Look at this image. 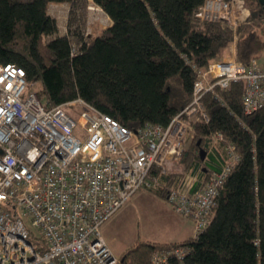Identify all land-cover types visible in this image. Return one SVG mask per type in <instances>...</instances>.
<instances>
[{
    "label": "trees",
    "instance_id": "obj_1",
    "mask_svg": "<svg viewBox=\"0 0 264 264\" xmlns=\"http://www.w3.org/2000/svg\"><path fill=\"white\" fill-rule=\"evenodd\" d=\"M204 1L93 0L111 24L89 35L87 0H0V63L23 68L28 89L38 81L35 90L45 107L81 98L129 129L165 126L191 100L197 71L233 41L240 61L264 53L260 0H251L254 8L235 31L194 18ZM51 2L69 6L63 33L47 11ZM243 86L231 82L204 93L208 121L191 123L194 135L181 155L184 172L159 173L157 183L146 188L165 197L167 187L189 175L191 191L200 190L226 165V146L232 145L237 159L205 228L180 241L139 239L118 264H152L153 253L163 248L185 251L182 258L168 256L165 264H264V106L244 113Z\"/></svg>",
    "mask_w": 264,
    "mask_h": 264
},
{
    "label": "built area",
    "instance_id": "obj_2",
    "mask_svg": "<svg viewBox=\"0 0 264 264\" xmlns=\"http://www.w3.org/2000/svg\"><path fill=\"white\" fill-rule=\"evenodd\" d=\"M248 14L244 0H205L192 15L235 31ZM231 82L244 85V113L264 106V61L243 62L227 53L197 71L191 100L167 125L129 129L81 98L45 107L36 90L28 89L23 68L0 63V264H118L101 234L102 223L167 173L164 163L180 157L192 130L189 120L208 121L204 93ZM226 150V165L200 190L191 191L189 175L166 188L173 210L192 219L194 236L207 225L237 159L232 145ZM184 253L163 248L151 262L165 264L168 256Z\"/></svg>",
    "mask_w": 264,
    "mask_h": 264
},
{
    "label": "rangeland",
    "instance_id": "obj_3",
    "mask_svg": "<svg viewBox=\"0 0 264 264\" xmlns=\"http://www.w3.org/2000/svg\"><path fill=\"white\" fill-rule=\"evenodd\" d=\"M244 1L248 13L250 14L251 9L254 8L255 4L254 2H251V0ZM68 10L69 6L65 3L51 2L48 4L47 11L56 19L60 33L65 32ZM110 24V18L100 9V7L95 5L93 0H87L86 33L89 35L101 34ZM260 35L264 39V29L260 32ZM230 45L236 52L235 41ZM227 53L228 52H224V55ZM257 61H264V53L259 56ZM39 85L40 83L37 81L34 84L29 85V89L35 90ZM192 122L193 119H190L188 124L190 125ZM193 135V131L190 130L188 138L183 140L181 155L189 145ZM181 155L177 161L172 158L166 159L164 166L168 173L178 174L184 172L185 168L181 163ZM140 191L145 192L138 195L137 193H134L135 195H132V197H130L114 213V215L106 221L110 226L112 225L114 246H116L113 248L114 253H117L119 247L125 245L135 236H139L140 238L169 240L177 232V223L174 221V216L176 215L171 211L170 204L159 197L150 195L148 189L141 188ZM135 196L138 197L137 200L134 199ZM18 211L21 212L20 209ZM26 223L29 227L30 223L28 222V219H26Z\"/></svg>",
    "mask_w": 264,
    "mask_h": 264
},
{
    "label": "crops",
    "instance_id": "obj_4",
    "mask_svg": "<svg viewBox=\"0 0 264 264\" xmlns=\"http://www.w3.org/2000/svg\"><path fill=\"white\" fill-rule=\"evenodd\" d=\"M229 50V51H228ZM228 52V53H231V52H235V50L233 49V47L231 45H229V47L225 50V53ZM236 54V52H235ZM224 56V53L222 54L221 57ZM220 57V58H221ZM141 188L139 190H137L135 192V194L137 193L138 194H142V192H145V191H140ZM148 193L152 196H155V197H159L161 199H163L165 202L166 199L165 197H162L161 195H158L150 190H148ZM134 193L132 195H135ZM132 195L130 197H132ZM134 199H138L137 196H135ZM168 203V202H167ZM171 206V205H170ZM171 211L174 213V221L177 223V232L175 233V235L169 239V240H162V239H152V238H140L139 236H135L133 239L129 240L125 245H123L122 247H119V249L117 250L118 252L117 253H114V249L116 246H114V235H113V230H112V225L110 226L109 223H106V220L105 222L102 223L101 225V234L105 240V242L107 243V245L110 247L111 251L113 252V254H119V255H116V256H120L121 253L126 249L128 248L130 245L134 244L137 240H151V241H159V242H171V241H180L184 238H187L189 236H194V224H193V221L191 218H188V217H183L179 214H177L172 207H170ZM114 215V214H113ZM112 215V216H113ZM111 216V217H112Z\"/></svg>",
    "mask_w": 264,
    "mask_h": 264
},
{
    "label": "water",
    "instance_id": "obj_5",
    "mask_svg": "<svg viewBox=\"0 0 264 264\" xmlns=\"http://www.w3.org/2000/svg\"><path fill=\"white\" fill-rule=\"evenodd\" d=\"M260 2H261L262 6H263V8H264V0H260ZM199 153H200V157H201V158H204L205 151H204L203 148H199Z\"/></svg>",
    "mask_w": 264,
    "mask_h": 264
}]
</instances>
